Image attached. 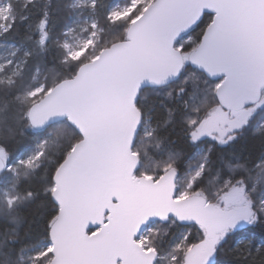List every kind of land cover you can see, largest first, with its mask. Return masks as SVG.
Here are the masks:
<instances>
[{
    "label": "snow or ice",
    "instance_id": "snow-or-ice-1",
    "mask_svg": "<svg viewBox=\"0 0 264 264\" xmlns=\"http://www.w3.org/2000/svg\"><path fill=\"white\" fill-rule=\"evenodd\" d=\"M5 3L9 14L0 15L4 21L0 39L17 24L11 0H0V13ZM34 4L35 0H24L21 12ZM48 4L35 24L41 52L47 51L52 36L51 0ZM65 7L73 11L86 7L90 12L81 27L86 37L76 44L59 37L54 40L64 52L61 63L76 65L73 74L17 90L11 99L23 105L20 120L24 123L18 132L9 127L7 134H0V178L13 179L12 187L18 188L19 170L24 169V177L30 180L15 196H8L6 190L9 210L16 201L31 202L41 193L52 201L53 214L46 222L50 242L31 252L30 264H209L221 242L242 223L264 229V152L254 163L238 156L233 162L234 153H221L213 160L210 145L199 156L197 167L189 164L182 188L174 162L137 177L131 159L139 156L131 147L144 115L137 98L145 79L157 88L168 84L169 76L177 80L176 87L165 93L169 99L174 93L183 96L186 86L192 85L188 99L182 101L181 120L193 145L203 137L228 145L251 120H264V0H197L195 14L178 20L161 41L158 63L136 57L147 40L142 33L150 32L156 23L147 16L151 2L130 0L124 9L103 12V23L126 25L122 38L103 46L99 45L103 5L98 0H74ZM29 18L21 14L19 23ZM201 24L198 39H193L190 33ZM72 31L68 28L61 35L68 37ZM31 56V51H25L22 60L13 54L0 63V73L11 69L9 85H15L12 77L21 75ZM40 62L47 63L43 58ZM55 70V65L49 69ZM189 72L199 73V80L190 83L185 75ZM207 77L221 78L210 84ZM176 112L175 107H166L165 127L174 122ZM50 124L61 130L59 137L48 130ZM26 129L46 131L31 154L12 162L15 137L24 136ZM48 164L53 166L37 175ZM34 183H38L35 190ZM74 196H94L95 206L83 211L68 236L65 222ZM45 204L41 201V206ZM6 226L0 217V230L6 231ZM161 233L171 236L166 249L157 243ZM257 239L261 243L245 233L235 243L234 251L246 252L249 264H264V233H257ZM17 241L15 237L0 241V255L7 257L8 264L17 251L34 247H16Z\"/></svg>",
    "mask_w": 264,
    "mask_h": 264
},
{
    "label": "trees",
    "instance_id": "trees-1",
    "mask_svg": "<svg viewBox=\"0 0 264 264\" xmlns=\"http://www.w3.org/2000/svg\"><path fill=\"white\" fill-rule=\"evenodd\" d=\"M114 1L115 0H98L99 4L103 5V7L99 9V14L101 15V22L104 27V31L100 33V46L111 44L114 38H122L124 34L126 25L111 26L107 23H103V12L110 10ZM126 2L129 3L130 0H126ZM11 3L14 6L11 15L17 16V24L9 36L0 39V48L3 43L13 44L19 49L17 58H24L25 51H31L32 56L29 58L27 65L24 66L21 75L13 77L15 85H9L8 82L2 78L3 73H0V134H7L9 127L18 132L19 128L24 123L20 120L22 116L20 109L23 105L20 104L19 101H13L11 99V96L14 95L17 90L22 91L23 88L29 84L36 86L44 81L51 84L53 80H59L72 75L76 68L74 63H61L64 52L54 43L57 37L61 40L65 39L61 33L69 28L76 11L66 8L65 6L73 3V0H51L50 13L52 19L50 20V28L52 36L46 46V52H41L36 43L38 37L36 36L35 24L37 18L41 15V9L49 7L48 0H35V4L29 5L26 13L21 12V4L24 3V0H11ZM21 14H27L30 17L25 24L19 23V15ZM204 19L206 23L208 19L207 16ZM0 24H2V22H0ZM26 25L28 26L27 31H25ZM203 27L204 25L201 24L194 32L190 33L193 39H198ZM28 35H31L33 38L26 39ZM42 58L46 60L47 63L40 62ZM53 65H55L56 70L49 71ZM37 67H39V72H37ZM34 75L36 79L33 81L32 77ZM185 75L188 76L190 83L199 80V73L197 72H189L185 73ZM208 81L210 84L215 83V81L210 79H208ZM177 84L178 81L166 87L149 88L142 92L138 101V107L144 112V122H148V125L152 126L155 132L150 139L146 140L141 130L135 142L134 151L139 153L141 159V167L138 173L155 172L161 165L169 160V156L173 157L175 159L174 163L181 171L178 184L182 188L184 184L183 174L189 171V164H191L192 168L196 167L200 163V159L199 156L194 155V149L188 144L187 136L184 135V125L181 120L182 114L185 111L182 106V101L188 99V92L191 91L192 85L188 84L186 86V92L183 96H177L175 93L172 99L165 96L168 89L176 87ZM166 107H175L177 112L174 122L165 127L163 121L166 116ZM48 130L53 132L54 138L60 136L61 130L56 124ZM44 135L45 131L35 132L31 129H26L24 136L19 134L16 135L12 145L11 161L14 162L22 155L31 154ZM53 150H55V145H53ZM261 152H264V133L259 137L248 136L243 142L237 143L234 146H229L220 150L215 149L210 157L215 160L221 153L225 155L234 153L235 155L232 157L233 162H236V156H238L241 160L249 159L251 163H254L255 160L259 158ZM153 162L157 163V166L152 167V165H150L149 167L148 163ZM52 166L51 164L42 165L41 168L37 170V175H42L45 167L51 168ZM216 166L217 165L214 164L213 168ZM23 173L24 169H20L19 179L21 183L19 187L15 189L12 187L14 183L13 179L7 176L0 179V217H3L7 221V230H0V241H4L9 237H15L18 240L16 242V247L22 244L34 245L33 248H28L23 253L17 251L13 257L12 264H25L28 262V259L24 257L26 252L36 248L45 241H49L46 222L53 214L51 198L43 193L38 195L31 202L16 201L11 210H9V205L6 200V190L8 196H15L17 192H23L30 183V180L26 179ZM39 183H43V181ZM36 187H38V183H34V190ZM212 190V188L208 189L209 192ZM41 201L46 202L45 206H41ZM13 229H16V231H13ZM245 233H247L254 243L259 244L261 240L257 239V233H264V229L257 225L228 235L219 250L218 263L249 264V261L246 259V252L241 255V253L234 251L236 241L241 239ZM161 237L162 239H158L157 243H162L166 249L171 240V236L163 237V233H161ZM21 256L23 259H21ZM0 264H8L7 257L0 255Z\"/></svg>",
    "mask_w": 264,
    "mask_h": 264
},
{
    "label": "water",
    "instance_id": "water-1",
    "mask_svg": "<svg viewBox=\"0 0 264 264\" xmlns=\"http://www.w3.org/2000/svg\"><path fill=\"white\" fill-rule=\"evenodd\" d=\"M196 2L197 0H154L151 3L150 12L147 14V16L154 17L156 20V23L152 26L150 32L142 33V34L147 35V40L146 42H143L140 45V47L137 49L136 57L138 59H141L147 62H152V63L160 62L161 57L159 55V47H160L161 41L167 37L169 31L172 29V27L178 20H187L195 14V8L193 7V4ZM177 3H181L182 6H179V7L175 6ZM207 78L216 82L221 77H207ZM168 79L170 80V82L166 84L165 86H161L159 88L166 87V86H169L177 82V80H173L171 76H169ZM149 88H157V87L154 85L153 81L145 79L142 83L139 96L137 98V106H138V101L142 95V92ZM143 121H144V115H143L142 122L140 124V130L137 133V137L142 129ZM53 125L55 124H50L48 127L50 128ZM33 131L43 132V131H46V129L33 130ZM137 137H136V140H137ZM135 142L132 144V147H131L132 152H135L134 151ZM131 159L135 166V175L137 177H140L138 176V172L141 167L140 156L132 157ZM178 179L179 177L177 178V183H178ZM94 206H95L94 196H90L86 199H81L75 196L73 197L72 210H71L70 216L67 218L65 222L66 235L70 236L72 230L77 224L79 217L82 215L83 211L86 209L91 210ZM247 226L255 227L256 224H247V223L241 224L242 229ZM89 227H91V222H89ZM222 244L223 243L221 242L220 246ZM220 246L218 247V251L210 259L209 264L217 263Z\"/></svg>",
    "mask_w": 264,
    "mask_h": 264
},
{
    "label": "rangeland",
    "instance_id": "rangeland-1",
    "mask_svg": "<svg viewBox=\"0 0 264 264\" xmlns=\"http://www.w3.org/2000/svg\"><path fill=\"white\" fill-rule=\"evenodd\" d=\"M153 1L154 0H145L146 3H148V2L152 3ZM73 2H74V0H73ZM128 4L129 3L126 2V0H115L112 3V5H111V9L112 8L124 9V8L127 7ZM2 7H3V13H0V15L9 14V10H8L7 4L5 3ZM89 16H90V12H89L88 8L83 7V8H77L76 9L75 14H74V16L72 18V21H71V25L69 26V28H72L73 31L70 33V35L68 37H65V39H67L70 44H76L78 41H80L81 39H83L84 37L87 36V33L81 31V27L84 25L85 19L88 18ZM0 22H2V24L4 23V21L2 19H0ZM186 39L187 38H185V42H186ZM18 51H19V49L15 45L7 44V43L4 44L3 43V45L0 48V63H4L6 60L12 58L13 54H15V58L17 60H22L23 58H20V59L17 58ZM22 70H21V72H22ZM10 72H11V69H9L8 73H3V77L2 78L6 82H7V78H8V75L10 74ZM13 77H12V79H13ZM260 122H261V124H263L264 120H260L259 123ZM146 123L144 122V125L145 124L146 125H145V127L143 126V129H142V133L145 132V133H143L144 136L149 135V134H146V133H151L152 132V128L148 125V122H146ZM148 139H150V138H148ZM26 156L27 155H22L20 158H25ZM167 162H169V163L170 162H175V159L173 157L169 156V160H167L165 163H167ZM148 164H149V167H150V165H152V167H156L157 166V163H154V162L153 163H148ZM145 167H147V166H145ZM193 168H195V167H193ZM142 174L143 173H138V176H142ZM224 241H222V243H224ZM49 242L50 241H45L42 244H40L39 246H37L36 248L26 252L24 254V257L28 259V262H26L25 264H30L29 257L31 255V252L39 250L40 248L47 246V244ZM216 264H222V263H218V259H217V263Z\"/></svg>",
    "mask_w": 264,
    "mask_h": 264
},
{
    "label": "flooded vegetation",
    "instance_id": "flooded-vegetation-1",
    "mask_svg": "<svg viewBox=\"0 0 264 264\" xmlns=\"http://www.w3.org/2000/svg\"><path fill=\"white\" fill-rule=\"evenodd\" d=\"M259 121H260V119L251 120L249 122V124L243 130H241V132L238 135V137L234 141L229 142L228 145H223V146L222 145H218L214 141L210 140V138H207V137H203L195 145L191 144V142L188 140V138H187V141H188L189 146L194 149V155L201 156V155H203L204 152L208 151V148H209L210 145L212 146V152H213V150H215V149H219L220 150V149L227 148L229 146H234L237 143L243 142L248 136H253V137L261 136L264 133V123L261 124V122L259 123ZM143 126L145 127L144 121H143ZM143 126H142V129H143ZM150 127L152 128V132L149 135L144 136V139H146V140H148V138H151V136L155 132V129L152 126H150ZM143 133H145V132H143ZM212 152L209 153V156H211ZM178 169L180 171V168H178ZM180 175H181V171H180ZM249 227H253V226H247V227L242 229L241 225H240V226L236 227L233 231H231L228 235L234 234V233H236L239 230H245V229H247ZM221 246H220V248H221ZM220 248H219V250H220Z\"/></svg>",
    "mask_w": 264,
    "mask_h": 264
}]
</instances>
